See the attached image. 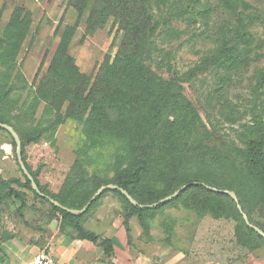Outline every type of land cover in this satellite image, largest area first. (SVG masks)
<instances>
[{
  "label": "trees",
  "instance_id": "trees-1",
  "mask_svg": "<svg viewBox=\"0 0 264 264\" xmlns=\"http://www.w3.org/2000/svg\"><path fill=\"white\" fill-rule=\"evenodd\" d=\"M239 2L241 6L248 5L243 0H223L222 5L235 11ZM88 3L89 0H67V5L76 10L78 18ZM201 3V0H94L86 16L85 30L92 33L113 18L123 31L115 54L105 56L90 82L67 52L77 19L74 25L64 28L46 72L36 88L28 90L20 106L18 102H11L9 94L26 89L16 58L30 19L22 7L12 10L7 23L0 27V123L11 126L18 135L21 156L26 143L52 135L67 118L82 125L75 160L58 192L46 191L23 160L39 191L65 208L80 209L100 186L108 183L123 188L140 204L156 202L180 186L185 188L176 197L151 208L133 205L118 189H105L87 209L73 213L35 192L22 172L24 181L11 178L2 182L5 189L0 190V205L4 199L12 198L19 202L17 211L22 216L26 193L17 187L28 189L35 199L48 204L50 219L59 220L61 229L65 226L72 228L75 238L97 243L106 256L114 254L111 240L85 229L83 223L98 199L108 192L123 203L122 225L129 241V219L132 216L148 232L147 219L165 207L181 204L213 218L233 219L236 242L248 251L264 246V236L249 226L244 218L264 234V227L252 216L253 209L264 196L262 143L253 139L247 141L242 164L235 167L236 174L232 179L214 176L212 165H218V159H222L204 143L205 126L193 103L183 95L182 81L176 76L166 79L147 64L156 50L154 38L158 28L168 24L169 18L189 23L204 15L206 10L198 8ZM243 17L241 13L237 37L247 43L250 34L245 30ZM251 21L253 19L249 17L248 25ZM232 51L230 48L224 51L220 58L222 65L234 64ZM41 103L43 112L37 119ZM25 121L31 122L29 132L24 126ZM12 143H15L13 138ZM105 144L109 151L111 176H101L99 171L89 169L95 163L93 154ZM224 190L235 192L237 199L231 198Z\"/></svg>",
  "mask_w": 264,
  "mask_h": 264
},
{
  "label": "rangeland",
  "instance_id": "rangeland-1",
  "mask_svg": "<svg viewBox=\"0 0 264 264\" xmlns=\"http://www.w3.org/2000/svg\"><path fill=\"white\" fill-rule=\"evenodd\" d=\"M243 1L248 5L244 7L239 2L237 9L231 11L222 5L223 0H201L202 6L198 8L206 10L204 15L195 17L189 23L169 18L168 24L158 28L154 38L156 50L152 59L147 61L160 76L166 79L176 76L182 81L183 95L193 103L205 126L204 143L219 153L222 159H218V165H212L213 175L229 180L236 174L235 167L242 164V152L249 139L260 141L264 149V0ZM93 2L89 0L83 15L78 18L76 10L67 5V0H0V27L7 23L15 7L26 10L30 19L28 32L16 58V66L24 77L26 89L11 92V102H18L20 106L28 90L36 88L49 66L64 28L74 25L77 19L67 52L79 71L86 74L90 82L93 81L105 56L115 54L123 35L113 18L94 32H86L85 20ZM241 13L245 16L242 18L245 30L250 34V42L247 43L237 37ZM249 17L253 21L248 25ZM228 48L233 50L235 57V61L231 58L234 62L232 66L228 62L229 67L220 63ZM43 107L41 103L37 119ZM30 123H24L28 132ZM81 129V124L67 118L52 135L23 146L22 161L35 172L39 184L46 191L56 193L61 189L75 160V148L82 138ZM16 147L10 134L0 129V190L5 189L4 180L18 178L24 181ZM102 148L93 154L95 163L89 169L99 171L101 176H111L107 144ZM12 186L17 187L15 184ZM17 189L26 193L22 216L15 211L12 218L15 208L12 198H9V207L6 204L3 208L4 215L10 214L17 231L23 227L35 230L43 215L50 220L47 203L35 199L28 189ZM16 203L19 204L18 201ZM122 214L123 203L108 192L98 199L86 220L92 217L94 230L104 232L103 227L116 226ZM252 216L264 227V196L263 201L253 209ZM147 222L148 232L139 227L135 238L138 243L135 242L139 248L156 254L159 264L198 262L199 255L196 253L201 250L204 254L222 253L225 264H237L248 251L237 244L235 221L231 218H213L210 214H202L179 204L163 208ZM133 224L139 226L136 220Z\"/></svg>",
  "mask_w": 264,
  "mask_h": 264
},
{
  "label": "crops",
  "instance_id": "crops-1",
  "mask_svg": "<svg viewBox=\"0 0 264 264\" xmlns=\"http://www.w3.org/2000/svg\"><path fill=\"white\" fill-rule=\"evenodd\" d=\"M11 200L15 206L11 214L14 218L19 204L17 205L16 200ZM9 201V198L4 199L0 205V264H26L32 255L42 249L49 251L57 264H159L156 254L137 246L138 241L135 238L138 236L140 226L135 227L133 224L135 220L137 221L135 216L129 219L130 241L122 225V219L114 227L109 225L103 227L102 230H106L104 232L94 230L91 226L92 217L85 219L83 223L85 229L111 240L114 254L106 256L97 243L75 238L72 228L65 226L61 229L59 220L55 218L48 220L45 215L35 230L23 227L17 231L10 214L4 215V205L7 204L9 207ZM23 211L24 209L22 213ZM196 254L199 255L197 256L199 261L190 264H225L222 253L204 254L201 250ZM237 264H264V246L247 251Z\"/></svg>",
  "mask_w": 264,
  "mask_h": 264
},
{
  "label": "water",
  "instance_id": "water-1",
  "mask_svg": "<svg viewBox=\"0 0 264 264\" xmlns=\"http://www.w3.org/2000/svg\"><path fill=\"white\" fill-rule=\"evenodd\" d=\"M0 127L5 129L13 138L14 142L16 143V157L19 163V166L21 167L23 173L27 176V178L30 180L31 186L34 189L35 192H37L40 196L46 198L47 200H49V202L53 203L54 205L58 206L61 209H65L68 210L70 212L73 213H81L83 212L85 209H87V207L89 206V204L97 197L101 194L102 191H104L105 189H118L124 196L127 197V199L129 200L130 203H132L133 205H136L140 208H151L154 207L156 205H158L159 203H164L174 197H176L180 191H182L185 186L180 187L179 189L175 190L173 193H171L170 195H167L161 199H159L156 202L153 203H149V204H140L137 201H135L123 188L118 187L117 185L114 184H109V185H103L101 186L93 195L92 197L88 200V202L80 209H69V208H65L63 207L59 202H57L56 200H54L53 198L49 197L48 195H45L44 193L40 192L33 177L29 174V172L27 171V169L25 168V165L21 159V145H20V140L18 135L16 134V132L13 130V128L7 124L4 123H0ZM211 188V187H210ZM213 190H215L214 188H211ZM227 194L230 195L231 198H233L234 200H236V195L235 192L233 191H226ZM238 208L240 209V206H238ZM246 223L251 226L256 232L260 233L261 235L264 236V234L261 232V230L257 227H254L252 224H250L247 220V218L244 216Z\"/></svg>",
  "mask_w": 264,
  "mask_h": 264
},
{
  "label": "built area",
  "instance_id": "built-area-1",
  "mask_svg": "<svg viewBox=\"0 0 264 264\" xmlns=\"http://www.w3.org/2000/svg\"><path fill=\"white\" fill-rule=\"evenodd\" d=\"M26 264H57V261L49 251L42 249L32 255Z\"/></svg>",
  "mask_w": 264,
  "mask_h": 264
}]
</instances>
